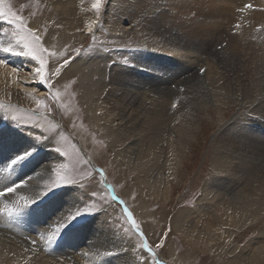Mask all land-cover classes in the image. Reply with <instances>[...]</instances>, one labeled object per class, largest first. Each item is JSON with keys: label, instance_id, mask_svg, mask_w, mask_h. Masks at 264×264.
Segmentation results:
<instances>
[{"label": "bare ground", "instance_id": "6f19581e", "mask_svg": "<svg viewBox=\"0 0 264 264\" xmlns=\"http://www.w3.org/2000/svg\"><path fill=\"white\" fill-rule=\"evenodd\" d=\"M48 2L52 13L59 18V23L64 29L71 30L77 27L74 34L81 35L80 31H85L87 21L94 19L90 13L82 15L85 7H77L76 0H48ZM109 2L117 3V12L113 14L115 19L109 28L110 34L118 37L136 36L138 31H142V39L139 42H143L147 48L146 57L143 59L140 54L129 56L131 66L122 67L121 64L114 63L107 81L104 80L105 73L100 66L95 65V69L87 74L80 72L82 69L80 66L93 63L100 65L108 62L111 59L109 55L103 57L94 55L72 63L65 72L78 76L81 98L84 100V105L88 106L87 111L93 121L90 122L94 124L95 130L105 138L111 149L117 145L122 147L125 142L129 141L122 148L121 153L118 154V151H115L120 163L133 165L131 170H135V166L139 167L143 162L150 164L149 168H146L149 173L140 183L141 189L155 196H165L167 180L162 181L164 172L170 171L177 160L181 163L180 155L176 156L181 150V144L175 143V136L173 137V131L170 130V124L177 119L176 115H169V107L174 103L172 97L176 93L168 89L173 83L179 82L178 79L172 80V78L187 74L184 80L188 78L187 82L192 86L186 88L189 91V99L187 101L183 93H180L182 98L179 99L185 110L189 109V113L198 106H203V108L209 106L217 110V106L224 104L227 100L240 102L239 108L241 109L245 103L243 99L250 96L243 110L250 109L258 114L264 112V53L260 54V50L255 51L249 42H243L241 45L239 36L230 35V33L228 34L233 40L230 37H224L223 42L226 39L232 41L233 46L230 44L233 48L232 55L226 53L227 48L221 49V52H217L215 48L221 45L218 41L221 42L222 35L226 34L225 30L233 23L235 10L243 6L246 1L201 0L197 8L191 6L197 4L193 0H110ZM202 4H207L205 6L207 10L204 8L201 10ZM78 5L80 6L79 3ZM253 6L264 5L261 1L254 0ZM192 12L195 15L191 23L192 28L184 26L188 30L183 34L180 25H185L184 20H187ZM179 14L182 16L176 25ZM44 21L45 23L52 21V15ZM206 21L213 23L207 26ZM226 21L228 23L224 25ZM241 23L243 25L239 29V34L244 32L247 37L257 36L260 39L263 35L261 33H264V9L248 11ZM246 26L249 30L245 29ZM257 26L260 28L256 29ZM1 29L0 25V41L6 42ZM54 29V27H48L49 34L46 39L49 44ZM66 35L62 33L64 43ZM238 51L242 53V56H239ZM158 52L160 54H157ZM121 55L128 57L127 52ZM0 59L7 63V67H0V96L1 93L6 94L8 86L16 84L18 72L13 74L12 68L24 73L22 78L26 85L23 90L20 87L14 89L15 93L21 96L27 92L31 93L32 89L36 88L34 84L38 80L32 77V72L35 70L33 62L25 57H14L5 53L0 54ZM223 65L227 68L226 72ZM201 66L207 71L200 77ZM155 68L158 69V74H155ZM27 70L31 73L30 77H28ZM193 70V74H190ZM160 73L164 76H160ZM239 74L244 77H240ZM94 77H96L95 80ZM203 78L204 80L199 82ZM239 87L241 91L238 94L242 95L243 99L236 95L235 91ZM177 93H179L178 90ZM102 95V102L98 106L97 101ZM98 111H100V117H96ZM3 117L5 115H0V129L3 128ZM181 118L183 121L186 116ZM235 128L229 136L222 134L216 137L217 150L213 153L214 160L212 159V167L214 165L229 166L231 177L224 178L220 184L205 183L202 188L205 193L204 197L198 200L191 214L189 210V212L184 211L175 215L172 230L182 231L184 237L185 233L188 234L191 241L208 249L211 243L216 244L224 237L230 239L232 229L238 231L248 224V227L257 229L253 243L250 242L237 254L233 255L232 252L226 251L222 252L225 255L220 254L216 258L222 261L227 255L229 258L226 264H264V223L260 224L264 221L260 220L264 211V119L248 117L245 124L235 126ZM238 130L246 134L245 139L238 140L233 137ZM179 131L182 132L180 135H183V131L181 129ZM2 132L0 133V139L3 138L2 143L0 142V163L10 162L16 155L27 152L25 150L26 141L20 144L21 147H14L15 142L21 140L14 135L1 137V134L5 133ZM182 141L184 144L188 142L187 135L182 136ZM44 151L49 154L54 153L49 145L36 148L31 152L32 155L38 156ZM49 154L45 159L42 158L43 161L34 160L31 166L28 162L22 161L15 166L14 171L0 174V186L18 182L19 179L32 175L44 164L51 167L57 159ZM167 159L170 163L167 162L165 165L164 162ZM161 160L162 163L159 162ZM40 161L46 163L42 165ZM25 163L27 164L24 165ZM38 163L40 166H37ZM4 164L1 167H4ZM47 175L49 173L46 172L44 179ZM43 182V179L34 178L30 184L39 183L40 185ZM65 191L67 189L63 188L57 191L55 197L51 195L46 201H37L19 218H9L7 213L0 212V264H131L129 255L119 253L117 245L114 246L115 241L110 237L108 230L106 233L105 227L95 225L96 218H93L92 222L85 221L86 223L80 226L69 225L54 245L46 247L41 242L35 254L24 251L31 247L30 240L37 235L31 233L32 231L38 232L60 212L72 206V192H69L68 196H62L61 194ZM114 202L120 205L121 209L123 208L118 201ZM5 203L10 205V201L0 200V209ZM55 206L58 207L55 208ZM142 213L145 212L142 211ZM183 224H185L184 228ZM198 224L200 228L196 230ZM259 224L261 227H258ZM97 227L103 229L100 230ZM194 233L195 237H193ZM233 246L232 251H237L236 244ZM106 250H111L115 255L110 257L105 255ZM81 252L84 254L82 255ZM171 255L174 256V253ZM131 261L132 264H139L135 258H131Z\"/></svg>", "mask_w": 264, "mask_h": 264}, {"label": "rangeland", "instance_id": "374dc122", "mask_svg": "<svg viewBox=\"0 0 264 264\" xmlns=\"http://www.w3.org/2000/svg\"><path fill=\"white\" fill-rule=\"evenodd\" d=\"M109 1L110 0H106L105 5L101 10L99 22L94 28V33L96 36L95 44H93L91 35L87 33L86 30L80 31L81 35H78L79 33H76V35L74 33L77 31V27L71 29L73 32L71 30L64 29L63 25L59 23V18L52 13L48 0H7V3L12 6L14 11H20V5L22 4L27 5V7L21 12V15L26 18L30 26H36L39 24L41 27H43L44 24H47L49 28L54 27L55 29L53 30L50 37V44L55 45L57 48L62 50V47L66 44L72 46H80L83 44L85 48L92 46L95 49L93 52L84 55L74 63L80 62V60H85L91 56L93 57L94 55L101 57L106 55L111 56L110 61L103 62L104 64L101 63L98 65L93 63L83 67L81 64L80 66V68H82L80 72L85 74L93 71L95 69V65L100 66L102 71L105 73L104 80L107 81L110 70L114 67V61L121 62L120 64L123 67L125 66L122 63L124 59L129 60V56L139 54L142 55V58L144 59L146 57L145 52L147 51L144 43L139 42L142 39V31H138L136 36L127 35L125 37H118L110 34L109 28L115 19V15L113 14H116L117 12V3H110ZM193 1L197 3L196 5H191L193 8H197V5L201 4L199 2L201 0ZM259 1H261L264 5V0ZM246 2L249 3L251 0H247ZM76 3L77 7H85L84 13L82 15L90 13L92 17L96 19L95 13L91 10V0H76ZM206 5L202 4L200 6L201 10L203 8L204 10H207L205 9ZM30 13H35V15L31 16ZM193 13L194 12L191 13L187 20L181 19L185 22V25L181 24L182 27L180 25V30H182L183 34L188 30L186 28H192L191 23L195 19V15ZM51 15L52 21L45 23V18ZM181 16V14L178 15V22L175 23L176 25L180 22L179 20ZM202 21L203 20H201V22ZM212 23L213 22L206 21L205 25L208 26ZM227 23L228 22L226 21L224 25H227ZM0 25L2 27L1 34L6 38L7 41L11 38L14 26L8 24L7 21L3 19H0ZM248 26H246L245 29L249 30ZM255 28H260V26ZM227 29L230 30V26ZM227 29L225 30L226 34L222 35L221 42L218 41L221 45H217L215 48L217 49L218 47L224 50L227 48L228 50L226 49V53L232 55V41H227L226 39L227 42H223L224 37L232 38L229 36L228 33L230 32H228L229 30ZM256 32H258V30H256ZM62 33H65V35L67 34L65 43L62 40ZM261 34L263 35L260 39H258L257 36L255 37L257 40L253 37H247L244 32L241 34L238 32L236 36H239L238 39L241 40V45H243V42H249L255 51L260 50V54H262L264 53V41H262L264 39V33ZM47 37L48 36H46L45 39ZM244 39L247 40L244 41ZM231 40H233V38ZM222 44H225V46L222 47ZM219 51L221 52V50ZM219 51L217 50V52ZM123 52H127L128 57L121 55ZM0 54H3V52H0ZM157 54H160V52ZM238 54L239 56H242V53L239 51ZM11 56L24 57L18 55ZM25 58L29 59L28 57ZM30 61L35 64V67H37L35 61ZM127 65L131 66L130 63ZM203 66H201V68ZM223 67L226 72L227 68H225L224 65ZM65 71L62 73V77L59 78L58 81L57 78H53L52 82L55 85L54 90L58 89L61 95L59 101H53L50 96L47 98L46 104L51 108V112L49 113L48 107H37L36 105V99H45V92L47 91L45 86L40 84L38 81L34 84L36 86V91L34 93L31 92L32 94L27 92V94H21V96H19L13 91L19 87L22 90L23 88H26V85L24 84L25 81L22 78L24 73L17 70L18 73L16 76V84L14 86H8L6 94L1 93L0 96V105H3V107H0V115H5V117L2 118L4 124L3 128L0 129V133L2 131V133L5 132L4 134H1V137H9L14 135L19 140H21L20 142L16 141V145L14 144V147H21L22 145L20 146V144L26 141L28 143H26L27 147H25V145L23 146L27 152L45 145H49L52 151L55 147H60L63 151H67L70 154L68 157H60L55 151L53 154H49L48 152L44 151L38 156L31 155L29 158L24 160L25 162H28L29 166L32 165L34 160L37 159V162L38 160H42V158L45 159L49 154V156L51 155V157L57 159V162L53 163L54 165L52 164L51 167H54L58 163H64L77 173H91V176L85 180V183L89 184L90 187L83 189V193H88L91 190H97L105 199L102 201L98 200L96 202V207L99 212L94 215L85 214L77 217L76 220L70 224L71 226H80L86 223L85 221L92 222L93 218H96L97 223L95 222V225L99 224L100 227H105L104 231H106V233L108 230L110 237L113 238V241H115L114 246L117 245L119 253L128 254L129 261L132 264L131 258H134V255L128 250V238L123 234V227L130 226L127 223L126 217L123 214L120 205L116 204L112 200L110 192L104 186V184L107 183L108 185L112 186L114 194L119 197V199L126 202L129 210L133 212L137 222L140 223L146 230V233L150 237L151 241L157 240L166 230L171 228L165 243V247L162 250H156L158 257H160L166 264H226V261L229 257L226 255L222 261H218L216 258L217 255L224 254L222 252L226 251L232 252L234 255L235 253L237 254L239 250H243L250 242L253 243V239L256 238L257 229L248 227V224L238 231L232 229V236L230 239L229 237H224L223 239L218 240L216 244L211 243L209 246L206 245L208 246V249H204L203 246L193 242V240L191 241V239L188 237V234L185 233L186 236L184 237V235L181 233L182 231L178 230V232H175L172 230L173 219L175 215L184 211L189 212V210V213L191 214L195 209V207L187 206L186 201L191 197L192 192L202 190L205 183H207L205 181V176L209 169L212 168L214 160L213 153H215L217 150L216 137H219L222 134L229 136L231 135V132L237 128H235V126L245 124V120L248 117H244L242 114L245 112L243 109L245 105L248 104L250 96H247L246 99H243L244 97L242 95L239 96L238 93L241 91V88L239 87V89L235 92L237 93L236 95H238L237 97H240L244 100L245 103L243 108H239V104L241 105L240 102L238 103L236 101L233 102V100H227L224 104L217 106V110L216 108H210L209 106H204L206 109H204L203 106H198L189 113V109L185 110V108L182 106V101L179 99L182 98V93L185 95L187 101L189 99V91L186 88L190 86V84L187 82L188 78L184 80V77H186L187 74L181 77L177 75L179 78H177V76L172 78V80L178 79L179 82L173 83L168 89L170 92L176 93L172 97V100H174V103H176V108L173 109L172 105H170L169 115H176L177 119L172 124H170V130L173 131V137L175 136V143L181 144V150L176 155H180L181 163H178L179 160H177V163L172 165V169L170 171L164 172L162 181L167 180L165 196H155L151 192L142 190V187L140 186V183L143 179H145L144 177L146 174L149 173V170L146 168H149L150 164L143 162L141 165H139V167L135 166V170H131L133 165L130 164L128 166L126 163L124 165L120 163V160L116 158L115 151L117 150L118 154L121 153L122 148H124L129 141L125 142V145L123 144L122 147L121 145H117L115 148L111 149L105 138L95 130L93 126L94 124L90 122L92 119H90V115L87 111L88 106L84 105V100L81 98L82 92L77 82L78 76L72 75V73L66 74ZM155 71V74H158V69L155 68ZM193 72L194 70L190 74H193ZM27 73L28 77H30V71L27 70ZM196 73H198V71ZM33 75L34 72H32V77ZM161 75L163 74L160 73V76ZM199 76L201 77V75ZM239 76L244 77V75L240 74ZM95 78L96 77H94V80ZM203 80L204 78L199 82ZM73 81H75V83H73ZM32 82H34V80ZM244 83L248 84V82ZM180 88H183V91H181ZM177 90L179 93H177ZM33 96H35V99H33ZM102 98L103 95L97 101L98 106H100ZM99 114L100 111L96 113V117H100L101 114ZM184 116H186L185 120L181 121V117ZM13 117H15V119H13ZM180 129L183 131V135H187L188 137V142L186 144H184L182 141L183 135H180L182 133L179 131ZM38 137H41L42 140L38 139ZM45 137L47 139H43ZM2 140L3 138L0 139V142ZM77 149L79 150L78 152ZM85 160L88 161L87 164L83 163ZM42 161H40L42 165L46 163ZM8 162L0 163V168H3L1 166L4 163L5 164L3 166L5 167ZM159 162L162 163V160ZM167 162L169 164L170 160L167 159V161L164 162L165 165ZM172 162L175 161L172 160ZM26 164L27 163L24 165ZM37 166H40V164L38 163ZM100 169L104 170L105 175L103 181H101V176L98 171ZM49 175H47L46 179L49 177ZM29 183H31V181ZM42 185L43 184H40V186ZM61 189L63 188L57 189L56 192ZM75 191V189H72L71 197ZM77 194L79 195L81 192L78 190ZM49 196L41 199L38 202H43L44 200L46 201ZM141 206L145 207L142 208ZM57 207L58 206H55V208ZM142 211L145 213H142ZM260 220H264V211L260 216ZM262 223H264V221H262L260 224L262 225ZM260 224L258 227H261ZM100 227L97 228L100 230L103 229ZM184 227L185 224H183V228ZM199 228L200 224L197 225L196 230H199ZM31 233L37 234V232L33 231ZM195 235L196 234L194 233L193 237H195ZM235 244L237 251H232V248L234 249L233 245ZM108 247L112 249L109 245ZM188 251L190 253H188ZM81 253L82 255L84 254V252ZM171 253H174V256H172ZM114 255L115 253L113 255H109V257ZM145 259L148 260V264H152L150 254L144 253L140 255L139 261ZM139 261L137 262L139 263Z\"/></svg>", "mask_w": 264, "mask_h": 264}, {"label": "snow or ice", "instance_id": "6c2138e0", "mask_svg": "<svg viewBox=\"0 0 264 264\" xmlns=\"http://www.w3.org/2000/svg\"><path fill=\"white\" fill-rule=\"evenodd\" d=\"M106 0H91V10L95 13L96 19L88 21L85 24V30L91 35L93 44H95L96 36L94 33L95 25L99 22L101 10L105 5ZM27 7V5H20V11H14L12 6L7 3V0H0V19L7 21L8 24L14 26L11 38L5 41H0V52L28 57L30 60L35 61L37 67H35L33 78L45 86L47 91L45 92V99H36L37 107H48L46 104L47 98L50 96L53 101H59L60 91L54 90L55 85L52 82L53 78L62 77V73L72 63L76 62L84 55L93 52L95 49L92 46L85 48L83 44L80 46L64 45L62 50L55 45L49 44V41L45 39L48 36V26L44 24L41 27L39 24L36 26H30L26 18L21 15V12ZM251 4L246 5L245 8L251 9ZM245 9H240L243 12ZM34 16L35 13H30ZM236 27H239L237 25ZM223 47V46H222ZM113 63L120 64L119 61ZM124 65L130 63V60L124 59L122 61ZM0 67H7L5 60L0 59ZM12 73H17V69L12 68ZM200 74L203 76L207 69L200 68ZM75 83V81H73ZM26 92L27 89H24ZM36 89H32L34 93ZM183 91V89H181ZM35 99V96H33ZM3 107V105H0ZM173 109L176 108V103L172 104ZM49 113L51 108L48 107ZM244 117H251L254 119H264V112L255 113L253 110L246 109L242 114ZM15 119V117H13ZM227 123V122H224ZM234 138L243 140L246 138V134L242 130H238L234 135ZM41 139V137H38ZM43 139H47L46 137ZM60 157H68L70 154L67 151H63L60 147L53 149ZM79 150L77 149V152ZM32 155L31 151L24 152L15 156L6 164L5 167L0 168V174L14 171L15 166L20 164ZM83 163L87 164L85 160ZM49 172L50 175L47 179H44L45 173ZM101 181L104 180V170H99ZM232 173L227 165H214L205 176L207 184H220L224 178H230ZM91 176V173H77L72 168H69L67 164L58 163L54 167L47 165L42 166L38 171L34 172L30 176H26L23 179H19L18 182H11L6 186H0V200L10 201L5 203L4 207L0 209V212L7 213L9 218H19L25 213L26 209H29L37 201L52 195H57L56 190L60 188L67 189L62 196H68L72 189H75V193L71 199L73 204L71 207L60 212L46 227L41 228L37 232L35 238L30 240V248H26L24 251L35 254L40 243L43 242L46 247L54 245L61 233L74 221L77 217L82 215H94L99 210L96 207L98 200H104L105 198L100 195L97 190H91L88 193H83V189L90 187L85 183V180ZM34 178L43 179V185L30 184ZM109 192L112 194V200L118 201L123 205V212L125 214L127 223L130 227H123V234L128 238V250L134 255L136 261H139L140 255L147 253L150 254L152 264H165V262L158 257L157 249L162 250L165 247L166 240L168 238L171 228L166 230L160 238L155 241H151L147 235L146 230L142 227L137 219L134 217L133 212L129 210L126 202L120 200L112 191L111 185H105ZM78 190L81 194H77ZM203 190L192 192L191 197L187 199V206L194 207L197 201L204 197ZM92 201V202H89ZM105 255H113L111 250H106ZM139 264H148V260L139 261Z\"/></svg>", "mask_w": 264, "mask_h": 264}]
</instances>
